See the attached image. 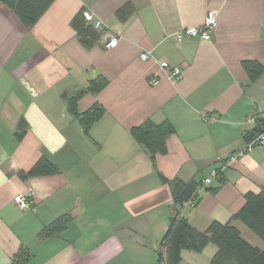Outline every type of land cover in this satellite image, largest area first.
<instances>
[{"label":"crops","instance_id":"obj_1","mask_svg":"<svg viewBox=\"0 0 264 264\" xmlns=\"http://www.w3.org/2000/svg\"><path fill=\"white\" fill-rule=\"evenodd\" d=\"M131 6L126 19L118 8ZM80 10L104 24L86 49L70 25ZM216 19L210 40L175 34ZM119 37L114 48L104 43ZM182 69L177 82L153 59ZM252 63L250 70L243 64ZM256 67L261 71L255 77ZM250 71V72H249ZM156 78V84L149 80ZM90 81L97 92L77 100L83 113L95 103L104 112L87 131L67 98ZM264 109V0H54L31 29L0 2V264H155L172 204L162 180H202L215 158L241 149ZM203 114L208 116L203 118ZM26 123L16 137L20 120ZM146 121L173 128L165 151L153 158L132 136ZM58 173L20 178L40 158ZM264 188V145L239 156L198 203L182 212L203 230L227 222L246 193ZM28 195L29 209L14 198ZM71 221L59 234L38 233L59 216ZM252 245L263 241L233 222ZM216 247L183 251L179 264H209Z\"/></svg>","mask_w":264,"mask_h":264},{"label":"trees","instance_id":"obj_2","mask_svg":"<svg viewBox=\"0 0 264 264\" xmlns=\"http://www.w3.org/2000/svg\"><path fill=\"white\" fill-rule=\"evenodd\" d=\"M54 0H16L10 6L12 12L20 22L31 29L40 16L48 9ZM131 10L129 4L118 8L116 16L124 20ZM84 10L77 12L71 19L70 25L74 29L79 42L86 49L91 48L98 42L101 32L83 18ZM252 63L245 62L243 67L250 70ZM260 67H256L252 77L258 75ZM250 72V71H249ZM103 82L90 81L85 89L76 91L67 98L68 108L72 115L78 118L85 131L98 120L104 112L103 107L95 103L90 109L83 113L77 111V100L86 92H97L103 86ZM26 123L22 119L17 125L16 137L20 139L25 131ZM260 124L257 123L253 131L246 135V141L253 138L259 131ZM132 136L141 146H143L153 158L156 153L165 151L166 138L173 133V128L169 122L164 121L155 124L146 121L140 126L131 129ZM58 173V168L47 158H40L28 171H21L20 178L28 176L49 175ZM170 187L172 204L177 207L174 214L169 218L166 230L159 242L157 250V264H179L183 251L201 252L206 245L213 244L216 247L215 253L209 260V264H264V247L259 248L244 239L240 231L234 225V221L242 223L249 231L260 238L264 243V188L258 193H246L244 203L241 208L234 213L227 222L221 223L216 220L211 221L203 229H197L183 218L178 207L188 201L196 194V189L201 180L191 179L183 181L180 179L167 180L162 177ZM71 215L63 214L45 226L37 235L39 239L59 234L70 223ZM23 252H18L12 260V264L21 261Z\"/></svg>","mask_w":264,"mask_h":264},{"label":"built area","instance_id":"obj_3","mask_svg":"<svg viewBox=\"0 0 264 264\" xmlns=\"http://www.w3.org/2000/svg\"><path fill=\"white\" fill-rule=\"evenodd\" d=\"M83 18L85 19L86 22L90 23L93 25V27L99 31L103 30V22L101 20H98L94 18L93 14L89 12L88 10H84L83 13ZM216 27V19L215 16L213 15L212 12H208L205 21L203 22L202 25L197 26V27H185L182 28V30L178 31L175 34V39L180 42L182 39L186 37L190 38H197L201 40H210L211 34L214 31ZM119 37L116 35H111L106 42L104 43V46L106 48H114L116 44L118 43ZM140 59L143 61L153 59L154 63L158 65V67L161 70L166 71L167 78L171 82H177L178 80L181 79L182 77V69L179 66H172L165 60H159L153 58L151 55V51L146 50L140 53ZM156 78H152L149 80V83L151 85H154L157 83ZM203 118H207L205 114L202 116ZM248 120L250 122H254L255 124L259 123L260 124V129L258 133L251 138L250 140L246 141L244 146L235 151L231 156L228 158L222 159L220 157L215 158V163L210 167L208 170L207 174L205 177L201 180V183L196 189V194L194 197L189 199L188 201L184 202L182 205L178 207L179 212L182 213L185 209L187 208H194L199 199L198 192L200 189L206 188L212 183H214L222 174L223 171L230 166L239 156L243 155L244 153L252 150L256 146H261L264 145V109H259L253 113ZM14 201L16 205L22 209H29V199L28 195L24 194H18L15 198Z\"/></svg>","mask_w":264,"mask_h":264},{"label":"water","instance_id":"obj_4","mask_svg":"<svg viewBox=\"0 0 264 264\" xmlns=\"http://www.w3.org/2000/svg\"><path fill=\"white\" fill-rule=\"evenodd\" d=\"M0 2H3L9 6H13L16 3V0H0Z\"/></svg>","mask_w":264,"mask_h":264},{"label":"rangeland","instance_id":"obj_5","mask_svg":"<svg viewBox=\"0 0 264 264\" xmlns=\"http://www.w3.org/2000/svg\"><path fill=\"white\" fill-rule=\"evenodd\" d=\"M255 236V235H254ZM155 264H157L156 262H155Z\"/></svg>","mask_w":264,"mask_h":264}]
</instances>
